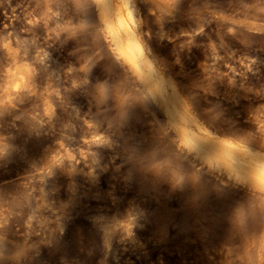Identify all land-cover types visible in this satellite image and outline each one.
Listing matches in <instances>:
<instances>
[{"label": "clouds", "instance_id": "9594fccd", "mask_svg": "<svg viewBox=\"0 0 264 264\" xmlns=\"http://www.w3.org/2000/svg\"><path fill=\"white\" fill-rule=\"evenodd\" d=\"M0 264H264V0H0Z\"/></svg>", "mask_w": 264, "mask_h": 264}]
</instances>
